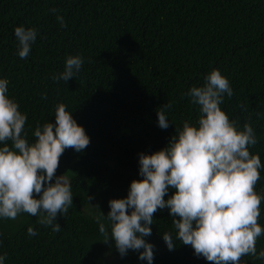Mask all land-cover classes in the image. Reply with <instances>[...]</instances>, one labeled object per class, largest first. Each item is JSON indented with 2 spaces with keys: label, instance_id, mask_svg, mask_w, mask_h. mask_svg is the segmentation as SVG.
Segmentation results:
<instances>
[{
  "label": "trees",
  "instance_id": "trees-1",
  "mask_svg": "<svg viewBox=\"0 0 264 264\" xmlns=\"http://www.w3.org/2000/svg\"><path fill=\"white\" fill-rule=\"evenodd\" d=\"M17 26L37 30L27 58L18 55ZM70 55L83 58L80 71L66 83L53 80ZM214 68L233 91L221 109L238 130L249 123L257 139L249 151L262 165L254 191L262 197L264 228V0H0V79L8 80V97L27 117L26 139L35 141L37 125L55 123L59 103L90 139L82 152L66 149L60 157L56 175L69 177L73 206L57 215L59 232L26 212L15 220L0 217L4 264H148L137 251L121 257L114 242H102L96 218L141 179L140 153L164 148L185 121L197 125L199 106L185 93L202 86ZM169 101V126L161 129L157 111ZM153 220L145 237L155 245L152 264H213L178 240L168 250L162 234L175 237L176 230L167 208ZM256 248L264 249V234ZM241 264L264 260L247 255Z\"/></svg>",
  "mask_w": 264,
  "mask_h": 264
},
{
  "label": "clouds",
  "instance_id": "clouds-1",
  "mask_svg": "<svg viewBox=\"0 0 264 264\" xmlns=\"http://www.w3.org/2000/svg\"><path fill=\"white\" fill-rule=\"evenodd\" d=\"M49 11L56 14L61 27H66L58 9ZM14 34L19 57L27 58L37 30L17 26ZM83 62L79 55L68 56L64 71L52 79L66 83ZM7 92L8 80L0 79V217L15 220L26 212L39 217V224L59 232L57 215H66L73 206L69 177L56 175L59 160L66 149L77 153L85 150L90 139L59 103L55 123L37 125L36 139L29 143L24 133L27 117ZM225 94L231 98L232 88L215 68L205 76L202 86H192L185 95L199 106L197 125L185 121L164 148L140 153L141 179L130 182L125 198L110 199L107 215L100 212L96 218L102 242H114L121 257L129 250L137 251L138 259L152 264L155 245L145 237L152 235L154 214L167 208L176 230L175 237L171 232L162 234L169 251L178 240L213 264H241L247 255L264 260V249L257 252L256 248L257 238L264 234L258 223L262 197L254 191L262 165L259 155L249 151L257 139L249 123L238 130L236 121H230L221 109ZM171 107L169 101L157 111L161 129L169 126L166 110ZM170 187L175 191L165 200ZM105 219L110 231L102 222ZM27 232L37 234L32 227ZM6 258V253L0 255V264Z\"/></svg>",
  "mask_w": 264,
  "mask_h": 264
}]
</instances>
